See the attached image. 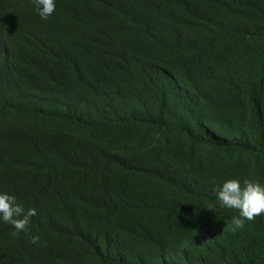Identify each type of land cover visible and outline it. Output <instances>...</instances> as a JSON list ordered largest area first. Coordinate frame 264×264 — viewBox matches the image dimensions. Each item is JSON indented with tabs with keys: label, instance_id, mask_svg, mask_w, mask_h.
<instances>
[{
	"label": "trees",
	"instance_id": "obj_1",
	"mask_svg": "<svg viewBox=\"0 0 264 264\" xmlns=\"http://www.w3.org/2000/svg\"><path fill=\"white\" fill-rule=\"evenodd\" d=\"M229 178L264 183V0H0V192L37 210L0 264H264Z\"/></svg>",
	"mask_w": 264,
	"mask_h": 264
},
{
	"label": "clouds",
	"instance_id": "obj_2",
	"mask_svg": "<svg viewBox=\"0 0 264 264\" xmlns=\"http://www.w3.org/2000/svg\"><path fill=\"white\" fill-rule=\"evenodd\" d=\"M32 2L42 20H47L56 9V0H32ZM9 87L11 89L15 87L14 82H11ZM215 195L222 207L238 211V215L231 219L229 230L232 232L244 229L246 221H252L264 213V183L258 179H225L215 189ZM36 215L35 208L26 209L18 203L15 195L0 192V223L8 224L14 229L11 232L13 237L19 238L21 233H27L32 217ZM38 241V236L32 237L33 244Z\"/></svg>",
	"mask_w": 264,
	"mask_h": 264
}]
</instances>
